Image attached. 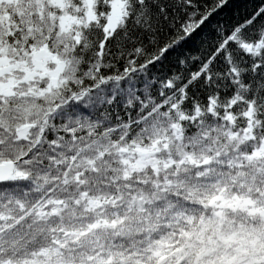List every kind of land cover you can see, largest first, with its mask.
<instances>
[{
  "label": "snow or ice",
  "instance_id": "snow-or-ice-1",
  "mask_svg": "<svg viewBox=\"0 0 264 264\" xmlns=\"http://www.w3.org/2000/svg\"><path fill=\"white\" fill-rule=\"evenodd\" d=\"M228 2L0 0V264H264V4L202 31Z\"/></svg>",
  "mask_w": 264,
  "mask_h": 264
},
{
  "label": "trees",
  "instance_id": "trees-1",
  "mask_svg": "<svg viewBox=\"0 0 264 264\" xmlns=\"http://www.w3.org/2000/svg\"><path fill=\"white\" fill-rule=\"evenodd\" d=\"M201 3L203 4V0H201ZM262 4H264V0H229L226 6L220 8L215 15L212 16L208 25H205L202 31L211 33L212 30L209 25L230 27L251 15ZM195 46L196 45L192 42L188 45V47L193 49Z\"/></svg>",
  "mask_w": 264,
  "mask_h": 264
}]
</instances>
